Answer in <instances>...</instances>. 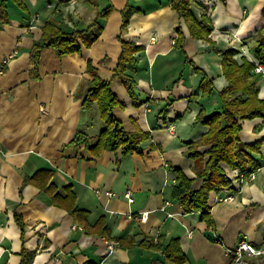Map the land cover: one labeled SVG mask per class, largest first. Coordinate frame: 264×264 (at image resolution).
Masks as SVG:
<instances>
[{
	"label": "crops",
	"instance_id": "0c3cea01",
	"mask_svg": "<svg viewBox=\"0 0 264 264\" xmlns=\"http://www.w3.org/2000/svg\"><path fill=\"white\" fill-rule=\"evenodd\" d=\"M21 1L25 8L5 0L9 22L0 26V67L8 59L0 74V264H21L23 248L34 255L30 264H169L163 249L138 245L144 239L157 242L160 236L165 243L179 239L188 256L185 264H232L231 251L241 240L264 246V145L252 154L260 165L256 172L234 183L233 190L211 193L212 227L199 213L185 214L172 198L178 178L173 168L196 177L194 162L184 153L209 130L197 122V115L201 109L208 114L221 109L217 93L202 95L201 74L175 49L176 28L181 26L186 36L187 57L221 91L228 81L220 51L236 49L238 59L254 61L250 49L264 25V0H194L191 8L196 17L206 14L214 25L212 43L190 36L172 9V0H141L146 7L136 6V0ZM127 4L137 12L121 39L144 50L136 55V66L127 70L138 83L136 97L120 80L112 82L119 101L114 113L127 132L141 129L149 139L140 154L123 156L121 151L105 150L93 156L84 142H71L80 131L93 142L103 129L97 105L82 109L93 79L88 63L93 62L101 77H112L120 53L117 37L122 18L111 32V12L102 21L99 40L79 54L59 58L54 49L44 48L38 77L31 73V51L49 20L63 30H82L98 10L112 5L121 14ZM106 31H119L111 34L117 41L110 47L103 45ZM261 79L259 95L264 99ZM239 136L245 144L264 139V119L245 121ZM223 167L230 174L227 165ZM40 170L53 171L57 187L72 189L78 216L55 206L38 187L24 184L26 176ZM201 183L196 180L194 189ZM127 191L132 203L125 198ZM229 195L232 201L221 200ZM143 213H148L145 220ZM15 214L25 223L24 233ZM102 218L108 228L105 235L92 230ZM103 238L117 243L112 251ZM119 239L126 243L120 245ZM242 264H264V257L248 258Z\"/></svg>",
	"mask_w": 264,
	"mask_h": 264
},
{
	"label": "trees",
	"instance_id": "16d2710c",
	"mask_svg": "<svg viewBox=\"0 0 264 264\" xmlns=\"http://www.w3.org/2000/svg\"><path fill=\"white\" fill-rule=\"evenodd\" d=\"M19 6L25 8L21 0H14ZM194 0H172L171 7L179 18L184 21L189 29L190 36L199 40L212 43L211 34L214 25L208 15L204 14L198 19L192 11ZM114 6H108L98 10L92 23L82 30H63L54 21L49 20L43 27V35L31 51V63L34 66L31 71L34 77H38V66L41 52L44 48L55 50L59 58L72 54H79L83 47L91 48L100 38L103 32L102 21L108 18ZM133 7L127 4L121 10L122 24L117 39L120 43V53L112 77L107 79L99 74V70L90 60L88 73L93 77L85 91L82 109L89 110L97 105L100 117L103 122V129L95 141L83 132H78L71 143L84 142L93 156H99L103 151H121L123 156L142 153V144L149 139V134L141 129L135 132H127L114 113L119 105L117 96L112 90V82L118 79L128 89L133 99L136 97L137 81L127 72L137 64L138 52L144 50L142 46L134 42H127L121 39L122 33L127 30L130 19L136 13ZM264 16V11H263ZM9 22L5 0L0 3V26ZM177 39L175 49L180 51L185 62L190 64L197 74H201L200 88L202 95L217 93L221 109L208 114L201 109L197 115V122L209 127V130L199 141L189 144L184 155L194 162L193 171L195 178H189L180 168H173L178 174L177 185L172 191V198L177 201L185 214L199 213L201 220L212 227V218L209 199L211 193H221L234 189V181L223 165L231 171L239 170L244 176L256 172L260 165L253 157V153H259L264 145V139L253 144H245L240 140V132L243 123L256 118L264 119V99L260 98V87L258 85L261 75L255 73L256 62L264 65V25L252 38L253 45L251 52L254 61L247 57L237 58L240 53L236 49L220 51L222 57V71L228 86L217 91L214 86V79L189 59L184 51L186 36L181 26L176 28ZM135 105H138L137 102ZM201 147H207L202 150ZM54 172L51 170H40L32 176H26L24 184H32L47 194L52 203L67 210L74 216L79 215L76 206V195L70 187H57L52 178ZM196 180H201L199 189H194ZM15 220L22 232H25V223L22 217L15 214ZM92 230L105 235L108 231L104 219H100ZM134 244V239H132ZM132 242L129 245H133ZM118 243L124 245L125 240L119 239ZM138 245L148 246L155 250L163 249L166 260L169 264H185L188 256L183 252L179 239H172L165 243L160 236L156 242L154 239L141 240ZM22 263L30 264L33 260L32 254L23 248L21 252ZM232 264H235L234 262Z\"/></svg>",
	"mask_w": 264,
	"mask_h": 264
},
{
	"label": "built area",
	"instance_id": "2783aa9c",
	"mask_svg": "<svg viewBox=\"0 0 264 264\" xmlns=\"http://www.w3.org/2000/svg\"><path fill=\"white\" fill-rule=\"evenodd\" d=\"M152 41H156V37L152 38ZM8 63V59H5L0 67V74L3 73L6 64ZM255 73L259 74L262 76L264 79V65L256 62V67H255ZM230 176L233 179L234 183H237L240 181V179L244 176L239 170H234L230 172ZM109 196H112V193H108ZM125 198L128 200V202L132 203L134 201L132 197L131 191H127L125 194ZM221 200H226V201H232L233 197L232 196H227L224 199ZM169 205V203H166V206ZM165 208V207H164ZM148 213H143L142 214V220H145L147 217ZM103 240L107 243L108 249L112 251L114 247L116 246V242L110 241L106 238H103ZM233 253V262L235 264H242L246 261L248 258H255V257H264V246L262 247H256L252 245L249 241L247 240H241L237 247L231 251Z\"/></svg>",
	"mask_w": 264,
	"mask_h": 264
},
{
	"label": "rangeland",
	"instance_id": "374dc122",
	"mask_svg": "<svg viewBox=\"0 0 264 264\" xmlns=\"http://www.w3.org/2000/svg\"><path fill=\"white\" fill-rule=\"evenodd\" d=\"M141 0H136V6H138V7H146V3H144V2H140ZM117 3L118 4H120V2H118L117 1ZM115 10H113L112 12V14H111V18L114 20L113 21V23H112V26H111V32L112 31H115V27H116V24H118L117 22L118 21H120L121 20V14L119 13V12H117V9L116 8H114ZM118 27H119V24H118ZM110 31L108 32V31H106L105 33H104V41H106L107 43H104L103 45H106V46H108V47H110V45H108L109 43H111V42H113L114 43V41H117V39H112L111 38V34H117V33H119V31H117V32H114V33H111ZM101 46H102V44H101ZM259 75V74H258ZM262 77V76H261ZM261 80H264L263 78L261 79Z\"/></svg>",
	"mask_w": 264,
	"mask_h": 264
}]
</instances>
